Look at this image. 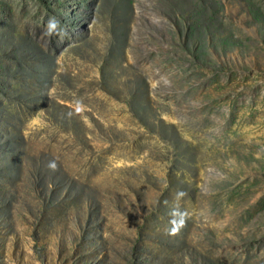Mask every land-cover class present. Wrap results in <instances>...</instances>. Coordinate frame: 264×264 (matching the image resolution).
Listing matches in <instances>:
<instances>
[{
    "label": "rangeland",
    "instance_id": "rangeland-1",
    "mask_svg": "<svg viewBox=\"0 0 264 264\" xmlns=\"http://www.w3.org/2000/svg\"><path fill=\"white\" fill-rule=\"evenodd\" d=\"M0 264H264V0H0Z\"/></svg>",
    "mask_w": 264,
    "mask_h": 264
},
{
    "label": "trees",
    "instance_id": "trees-1",
    "mask_svg": "<svg viewBox=\"0 0 264 264\" xmlns=\"http://www.w3.org/2000/svg\"><path fill=\"white\" fill-rule=\"evenodd\" d=\"M69 115H71V114H69ZM13 127L16 128L17 126H13ZM166 162L169 163L168 159H166ZM126 168L130 169L132 174H136L137 170L132 165L127 166ZM167 169H168V166L165 165L164 170L161 172L162 174H159V173L157 174L156 173L157 174L156 175V180H158V181L163 180L164 182H162V184H164V186H160V187L157 188L158 194H157V196H155L152 199V202L154 203V206L151 207L150 212H147L148 205H146V203H145V201L143 199V195L140 194L139 191L136 192L135 190H133L132 193L136 196V199L135 200H133L132 198L129 199V203H131L132 206L137 205L136 210H139V212L144 213V215L142 217V219H143L142 223L137 218H136V221H135L137 223L138 238L139 239L143 238V234L145 232L144 229L146 228V222L149 220L148 219L149 216H151V217L153 216V217L156 218V216L161 214V212H162L161 210L164 211V207L163 206H164L165 194H168L170 191H172L174 189V188H172V186H174L175 178H174V176L172 174V171L170 169H168V170ZM32 171L33 170H30V172H29V173H31V175H33ZM147 177L149 178V180H152L149 175H147ZM56 181H57L56 178L52 179V184L54 185L56 183ZM117 198H118L119 204H120L123 201V197L121 195H118ZM118 207L120 209H123L122 205H119ZM173 208L175 209V212H177V215H181V216L178 217L177 222L181 223V222L189 221L188 219H186L185 213L183 212V207L178 209V204H174ZM80 224L82 225V223H80Z\"/></svg>",
    "mask_w": 264,
    "mask_h": 264
},
{
    "label": "clouds",
    "instance_id": "clouds-1",
    "mask_svg": "<svg viewBox=\"0 0 264 264\" xmlns=\"http://www.w3.org/2000/svg\"><path fill=\"white\" fill-rule=\"evenodd\" d=\"M57 35H60V36H62V35H65L66 33H63V32H58V33H56ZM51 168H53V169H55L56 168V165H55V163H51L50 165H49Z\"/></svg>",
    "mask_w": 264,
    "mask_h": 264
}]
</instances>
